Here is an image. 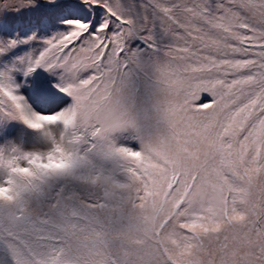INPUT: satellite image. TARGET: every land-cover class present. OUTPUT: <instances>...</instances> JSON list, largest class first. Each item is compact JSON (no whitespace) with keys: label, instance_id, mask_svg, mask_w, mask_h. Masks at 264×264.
<instances>
[{"label":"snow or ice","instance_id":"obj_1","mask_svg":"<svg viewBox=\"0 0 264 264\" xmlns=\"http://www.w3.org/2000/svg\"><path fill=\"white\" fill-rule=\"evenodd\" d=\"M0 264H264V0H0Z\"/></svg>","mask_w":264,"mask_h":264}]
</instances>
